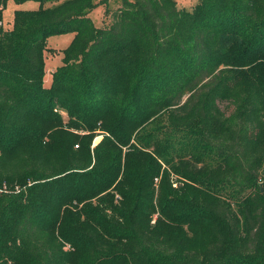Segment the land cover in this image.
<instances>
[{
	"label": "trees",
	"instance_id": "1",
	"mask_svg": "<svg viewBox=\"0 0 264 264\" xmlns=\"http://www.w3.org/2000/svg\"><path fill=\"white\" fill-rule=\"evenodd\" d=\"M9 1L0 264H264V0Z\"/></svg>",
	"mask_w": 264,
	"mask_h": 264
},
{
	"label": "rangeland",
	"instance_id": "2",
	"mask_svg": "<svg viewBox=\"0 0 264 264\" xmlns=\"http://www.w3.org/2000/svg\"><path fill=\"white\" fill-rule=\"evenodd\" d=\"M65 0H53L47 3L46 7H53L54 5L61 3ZM179 9H185L192 11L197 5L198 0H175ZM98 6L90 14V18L94 22L97 28H108L113 21L114 13L121 8L122 0H96ZM40 8V4L37 2H27L25 4L18 5L14 1H9L4 13H3V28L10 30L13 27L14 17L16 11H37ZM74 34L54 36L48 40V51L45 54L46 58V76L45 87H50L53 81L54 72L62 66L63 51L69 47L73 41ZM64 118L67 120L66 115ZM161 123L156 122L150 126V129H154L160 126ZM103 139L102 136L97 137L94 140L93 147L97 146ZM100 140V141H99ZM173 187L178 188L179 183L173 181ZM158 183V180L157 182Z\"/></svg>",
	"mask_w": 264,
	"mask_h": 264
}]
</instances>
